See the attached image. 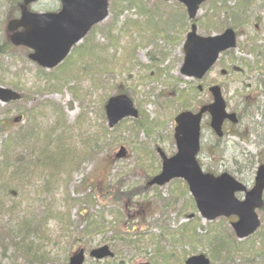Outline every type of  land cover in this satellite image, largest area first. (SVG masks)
I'll return each instance as SVG.
<instances>
[{
  "label": "rangeland",
  "instance_id": "rangeland-1",
  "mask_svg": "<svg viewBox=\"0 0 264 264\" xmlns=\"http://www.w3.org/2000/svg\"><path fill=\"white\" fill-rule=\"evenodd\" d=\"M112 1H116L113 10ZM243 1L245 3H242ZM135 2L119 3L118 0H110L109 17L78 44L79 48L84 45V48L96 46L98 56L117 64L114 69L111 62L96 63L72 52L60 69L46 74L50 71L41 70L29 61L26 50L7 46L2 53L0 77L6 79L9 88L16 89L24 97L19 103L6 108V120H3L5 129L8 133L21 135H28L32 131L34 133L32 139L16 146V152L9 154L3 152V146L0 147V159L10 165L5 173L14 171L18 165L19 174V179H14L10 185H6L8 195L3 201L5 210L0 215V264H26L11 245L12 239L10 240L6 231V225L12 223V219L15 223L26 219L28 223L32 222L33 227L39 226V230L45 232L46 238H49L45 249L52 253L53 264H67L69 257L81 249L86 253L85 264L151 263L146 254H152L148 248L135 254L125 243L115 240L117 233L128 232L132 227L139 232L147 231L161 235V227L180 230L182 226L197 223V233L209 234L206 230H210V224L195 212L189 202V192H183L177 187L175 191L169 188L171 183L161 188H148L144 195L134 196L127 205L121 202L119 206L112 202L110 193L104 188L107 176V182L116 183V174L122 171L125 173L122 179L125 180L124 184L128 182L133 187L139 182L140 186H143L158 173L156 168H159L161 163L156 148H161L168 155L175 152L173 121L167 123L160 114L166 113L167 117L169 109L164 108L162 101L172 97L178 89H194L189 93V102L193 105L189 110L196 111L201 104L211 102L207 90L210 86L217 85L222 90L228 111L236 113L240 119L238 126L225 127L227 134L220 143L221 147H224L222 158L213 139L207 131H203L202 151L198 161L204 171L210 168L217 174L228 173L239 181H250L253 179L252 169L238 172L234 159L243 163L241 158L248 154L254 156L256 161V156L259 155L260 162L264 163V155L261 154L264 149V127L259 124V120H262L258 111L264 107V104H259L258 98L261 91L258 79L262 78L264 70H261L263 62L257 63L264 59V0L227 2L228 6L235 10L240 9L241 5L245 7L240 12L244 24L234 29L239 37L233 53L238 59H246L253 66L247 70L241 64L227 61V67H221V64L212 69L205 81L196 85L188 83V86L178 84L180 81L174 80L182 78L180 68L184 58L183 42L191 27L186 13L184 22H175L177 18L169 15L183 14L172 5V1L165 6L161 0ZM49 6L45 5L43 8L48 9ZM119 6L122 8H118ZM15 10L0 2V18H5L4 24L15 14ZM143 10L148 13H143ZM212 12L207 6L201 7L198 17L209 16ZM150 18L158 21L166 19L174 24L172 29L162 28L164 33L170 35L171 41L166 40L162 35L163 31L155 32V28L152 29L151 25L145 23L146 19L149 21ZM128 22L129 24L125 25ZM131 22H141L139 31L135 27L132 28ZM181 23L183 27L178 29ZM111 24L116 41L108 38ZM196 25L197 33L204 35L200 31L199 22H196ZM206 25L204 24L205 27ZM4 27L0 23L2 45L8 35ZM103 46L105 52L101 51ZM150 55H156L157 60L152 62ZM127 56L130 62L122 64L119 68L123 58ZM235 72L239 73L238 77ZM119 92L126 94L133 101L139 111V117L137 122L128 120V123L123 122L117 128H110L104 106L108 97ZM247 105L251 106V112L255 111L257 114L254 120L244 111ZM174 107L181 108L180 104ZM18 115H24L25 120L13 122V118ZM161 120L162 124L159 125ZM253 128L259 129L258 133L249 134L245 141L232 136L234 132L247 136L248 130L251 133ZM122 147L125 154L123 158L118 159L116 155ZM59 161L61 164L58 170L47 166L49 164L53 167ZM69 161L72 163L69 164ZM259 163L255 166V171ZM151 167L155 169L151 170ZM170 189L179 197H174L178 204L175 209L170 208L172 211L168 212L167 209L164 213V210H160L161 195L170 199ZM127 206L133 208L129 209ZM180 208L182 213L177 217V210ZM118 210L123 213L124 220L127 221L125 224L117 223L115 212ZM257 214L261 226L253 238L241 242L242 255L237 256L235 264H264V208L258 210ZM231 220H227L226 225L223 223L230 232ZM94 222L99 223L98 228L90 226V223ZM205 237L203 245L193 240L192 246L186 247L185 251L194 248L191 255L205 254L209 257L204 248L207 240ZM109 240L110 243L107 242ZM53 243L57 245L55 248L51 247ZM111 244L116 245L117 255L114 259L96 261L88 257L91 250L103 245L112 249ZM150 245L146 243L140 248L144 249Z\"/></svg>",
  "mask_w": 264,
  "mask_h": 264
},
{
  "label": "water",
  "instance_id": "water-1",
  "mask_svg": "<svg viewBox=\"0 0 264 264\" xmlns=\"http://www.w3.org/2000/svg\"><path fill=\"white\" fill-rule=\"evenodd\" d=\"M38 0H24L20 7V18L8 23L12 32L10 42L15 46H24L32 50L29 58L42 68L51 69L60 64L74 45L84 39L89 31L103 22L109 15V0H59L62 9L57 14H34L27 10V5ZM171 1V0H164ZM181 4L190 21L195 20L200 6L210 0H175ZM24 28L23 32H16ZM236 47V34L227 29L220 35L202 37L197 34L196 25L191 26L183 45L184 60L180 70L187 78L201 80L218 61L221 53ZM213 103L201 107L198 113L184 112L175 118V142L177 153L167 158L158 149L162 159L161 173L148 184L163 186L173 179H182L188 186L201 217L213 221L219 217H237L231 227L239 240L253 235L260 226L256 214L264 205V165L256 174L255 185L247 191L233 177L224 173L219 176L205 174L197 163L196 156L200 149V122L202 115L211 117V128L221 137V128L225 120L236 123L235 114H227L226 105L218 86L210 88ZM20 99L16 92L0 87V101L9 103ZM105 113L109 127H113L125 118H136L138 113L130 99L116 96L108 100ZM124 155L120 150L117 157ZM245 193L243 201L235 197L236 193ZM90 257L96 260L112 258L114 255L107 246L94 249ZM69 264H84V252L73 255ZM148 264V263H140ZM186 264H210L204 255L187 259Z\"/></svg>",
  "mask_w": 264,
  "mask_h": 264
},
{
  "label": "trees",
  "instance_id": "trees-1",
  "mask_svg": "<svg viewBox=\"0 0 264 264\" xmlns=\"http://www.w3.org/2000/svg\"><path fill=\"white\" fill-rule=\"evenodd\" d=\"M132 2L133 4H135L137 0H118V2L120 3H124V2ZM242 1V0H240ZM0 2L2 3H6V2H10L11 5L10 7H15L18 6V1L17 0H0ZM116 1H112L111 3V10L114 9L115 3ZM162 3V1H161ZM242 3H245L244 1ZM164 6L166 4L162 3ZM172 5L177 8V10L180 11L181 14H183V16H180L179 14H174L169 15L171 17H176L177 19L175 20V22H184V8H182L180 5H178L177 3L173 2ZM207 6L208 8H210V10H212L213 12L207 16V15H203V17H199L197 22H199V26H200V31L202 33H204V35H211L212 33H220L222 32L226 27H232L234 29L240 27L241 25H243V18L241 15V10H243L245 7L244 5H241L240 9H233L232 7L228 6L227 1L226 0H211L209 2H207L205 5H203V7ZM122 8V6H119L118 8ZM143 13H148L147 10H143ZM157 19H159L156 16ZM182 18V19H181ZM4 17L2 16V18H0V23L3 24L4 27ZM161 19V18H160ZM225 19H227L225 21ZM166 19H162L160 21L156 20V19H149V21H145V23L151 25V28L154 29L155 28V32L158 31H163L162 35L166 38L167 41H171L172 38L170 37L169 34L164 33V30H166L168 28L172 29L171 27L174 25L173 23H169L167 20L163 21ZM171 22V21H170ZM204 22V23H203ZM229 22V23H227ZM141 22H131L132 24V28H137L138 31L141 27L140 25ZM128 23H126L125 25H128ZM203 24V25H201ZM204 24H207L206 27L204 26ZM112 24L109 26L110 30H109V34H108V38L109 40L112 41H116V37L113 35L114 34V28L112 27ZM164 30H162V28H164ZM183 27L182 23L181 25L178 27V29H181ZM161 28V29H160ZM167 30V31H168ZM175 30V29H174ZM127 31V30H124ZM138 33V32H137ZM119 35V34H118ZM117 35V36H118ZM157 39V38H156ZM14 48L10 42L8 41V39L5 40L4 45L1 44V54L4 53L5 48ZM86 46V45H84ZM80 47L78 49H76L74 52H76V54L79 55V57H86L89 60H93L96 63H108L111 62L109 61V59H104V57H100L98 56L97 52H96V46H88L87 48ZM4 48V49H3ZM80 49V50H79ZM102 52H105V48L104 46L101 48ZM131 58V57H130ZM150 59L152 60V62L157 60L156 55H150ZM227 61L232 62L233 64H241V66L245 69H249L251 66L249 64V61H246V59H238L237 57H234V55L232 53H225L223 54V56L221 57L219 63L217 64V66L221 65V67H227ZM130 62V59H128V56L126 58H123V61L119 64V68L122 64ZM263 62V68L261 70H264V59L262 61H257V63H262ZM112 63V62H111ZM110 63V64H111ZM256 63V64H257ZM113 69L116 68L117 64L112 63ZM124 66V65H123ZM66 67H68V65H66ZM153 68V67H152ZM232 72V71H231ZM237 72H241V71H237ZM235 72V73H237ZM234 73V74H235ZM238 75H236V77L239 76V73H237ZM262 78L258 79V84L260 85V94H262V96L264 97V72L262 73ZM155 75V74H154ZM156 75L159 76L160 75L157 73ZM193 84H197L194 82H190ZM0 84L3 86H7V81L6 79L0 77ZM194 89L192 87H190L188 89V91H186L185 89H178L176 91V93L170 97V98H166L163 102V106L164 108H166L167 111V115L168 117L166 118L167 120L172 119L173 115L178 113L179 111L185 110V109H192V104L189 102L190 97H189V93L193 92ZM119 94H121V92H119ZM260 101V100H259ZM176 104H180L181 108L177 109L176 107H174V105ZM246 110H249L247 108H245ZM171 110H173V113L171 112ZM259 114L263 115L264 117V108L263 110H258ZM253 112V113H252ZM250 111L251 116L253 117L254 115H256L255 111ZM7 111L6 108L2 109L0 108V147L3 146V152H8L9 154L12 152H16V146L20 143H22L23 141L26 140H30L32 139L33 133L34 131L30 132L28 135H21V133H12V132H7V130L5 129L6 125L3 122V120H6V115ZM247 113V112H245ZM160 116H166V113L163 114L161 113ZM254 120V119H253ZM137 122V120H136ZM161 124V122H160ZM159 124V125H160ZM261 127H264V121L259 122ZM250 126H252L250 124ZM136 129V128H135ZM264 129V128H263ZM259 131V129L253 128L251 133L252 134H257ZM248 133L247 136H243L242 134H237L236 135L240 136V139L242 141H245V139H247L248 135L251 134ZM6 135V137L4 138V136ZM215 148L216 150H219V156L222 158L224 156V147H221L220 145V140L215 139ZM10 146H14V148H10ZM1 157V156H0ZM241 160L243 161V165H241L238 161H236L234 159V163H235V167L237 168V171L239 172V169L242 167H254L255 165V161H254V156L245 154L243 158H241ZM68 162L66 161V164ZM72 162L69 161V164H71ZM142 163V161H141ZM59 164H61V161H59V163H55V165L52 167L51 165L47 164V166L52 169V170H58ZM10 167L9 164L6 163V161H4V159H0V215L2 214L3 210H5V207H3V201L5 199V197L8 195V192L6 190V185H10L12 183V181L14 179H19L18 177V171H17V167L18 165L14 168V166H12V168H14V171H10L9 173H5V170ZM151 170H154L155 167H151ZM157 170H159L158 168H156ZM208 172H214L212 171L210 168L207 170ZM115 175V174H114ZM125 175V173L119 172L116 174L117 176V182L115 183L113 182H107L106 179L108 178V176L105 178L104 180V188L106 190V192L110 193L111 197H112V202H115V204H118V206L120 205V203H124L127 205L128 202L132 201L133 197H140L142 194L144 195V191H145V187L142 186H137L139 185V182L137 185V187L133 186L131 187L130 184L128 182H126V184H124L123 182L125 180L122 181L123 176ZM22 178V177H21ZM5 179V180H4ZM23 184V183H22ZM177 191L176 187L178 189L183 190V192H186L187 187L185 185V183L183 181L180 180H175L171 183L170 188ZM170 189V199H165L162 198L161 199V210H167L170 208L175 209L178 201H176V199L174 197H176L173 193V191H171ZM189 200V199H188ZM189 202L192 204V199L189 200ZM128 207V206H127ZM129 209H132L131 207H128ZM186 208V207H185ZM184 208V210H185ZM182 209H179L178 211V215L181 214ZM115 216H116V221L117 223L120 224H125V222H127L126 220H124V215L121 211H116L115 212ZM55 218V217H54ZM56 219V218H55ZM195 222H197V220L195 219ZM32 222L25 220H22L19 223H15V220L12 219V223H8L6 225V231L7 234H9V238L10 240L12 239V243L11 245L13 246V248L15 249V251L18 253L19 258L23 259V261L26 264H53L54 260H53V255L51 252H48L45 247H47L48 245V239L45 236V232L42 230H39V226L33 227ZM224 220H220L218 221V224L214 223V225L212 227L214 228H210V230H206L207 232H210L209 234L207 233V235H201L199 233H197V229H198V225L197 223H191L188 224L186 226H182L181 227V231L180 230H169L168 228L165 229L163 227H161V235H155L149 232H142V231H138L135 228H131L129 229L128 232H119L116 234L117 239H115L118 242H123L125 243L126 246H128L130 248V250L134 251L135 254L136 253H140L141 251H145V249H149L150 252H152V254L146 253L148 255V259L150 260V262L152 264H184V260L186 258L187 255H191L193 254V250L194 248H189L187 249V251H185L186 247H191V241L196 240L199 243H203V237H207L206 243L204 245V248L208 251V255L211 259V264H235V259L237 258V256L241 257L242 255V248L241 243L238 242L236 240V238L234 237L233 232L228 231L225 226H224ZM1 225V224H0ZM99 223H90V226L92 227H96L98 228ZM226 225V224H225ZM31 226V227H30ZM160 228V227H159ZM193 233V235L190 236L191 233ZM190 233V234H188ZM205 233V234H206ZM41 235H43L44 237L42 238ZM205 237V239H206ZM253 238V237H252ZM107 242H111L110 240ZM47 243V244H46ZM151 244L150 247H145L140 248V246H142L143 244ZM55 243H53V245H51L52 248H55L54 245ZM203 245V244H202ZM59 247V246H58ZM112 250H114V253L117 251L116 249V245L115 244H111ZM117 255V254H116Z\"/></svg>",
  "mask_w": 264,
  "mask_h": 264
},
{
  "label": "flooded vegetation",
  "instance_id": "flooded-vegetation-1",
  "mask_svg": "<svg viewBox=\"0 0 264 264\" xmlns=\"http://www.w3.org/2000/svg\"><path fill=\"white\" fill-rule=\"evenodd\" d=\"M50 4H52V7H54V8H59L60 7V4H59V2L57 1V0H48L47 2H38L36 5H38L36 8H31V10H34V11H41V6L42 5H50ZM56 9V10H57ZM60 9V8H59ZM58 11V10H57ZM212 87V86H211ZM211 87H209L208 88V90H207V94L209 95V97L211 98V94H210V88ZM202 89V88H201ZM258 98L259 99H261V100H264V97L262 96V94H260L259 93V95H258ZM206 118H209L208 117V115H206ZM227 125H230V123H229V121H226L225 122V124H224V127H223V133H224V135H226L227 134V131L225 130V127H227ZM206 126H208V127H206ZM204 127V131H207L208 133H209V136L210 137H212V138H214L215 136H214V132L211 130V128L209 127V125H207V124H202V127H201V130H202V128ZM203 134V133H202ZM202 142H203V139H202ZM262 152L263 153H261L262 155H264V149L262 150ZM257 159H258V161L259 160H261V158L259 157V155H257ZM258 161H257V163H258ZM256 162V161H255ZM252 169V176H253V179H254V176L256 175V171L254 170L255 169V167H251V166H249V168L248 167H241L240 169H239V172L240 173H242V172H245V171H249V170H251ZM254 172H255V174H254ZM254 174V175H253ZM253 179L251 178L250 179V181L252 182L253 181ZM254 182V181H253ZM247 186V185H246ZM254 186V183H252V185H249V186H247L248 188L249 187H253Z\"/></svg>",
  "mask_w": 264,
  "mask_h": 264
}]
</instances>
